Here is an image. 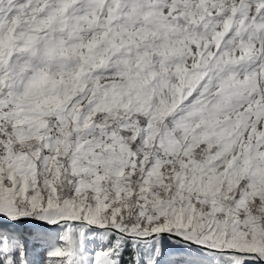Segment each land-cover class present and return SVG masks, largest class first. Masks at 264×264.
Instances as JSON below:
<instances>
[{"label":"snow or ice","instance_id":"snow-or-ice-1","mask_svg":"<svg viewBox=\"0 0 264 264\" xmlns=\"http://www.w3.org/2000/svg\"><path fill=\"white\" fill-rule=\"evenodd\" d=\"M0 264H264V0H0Z\"/></svg>","mask_w":264,"mask_h":264}]
</instances>
